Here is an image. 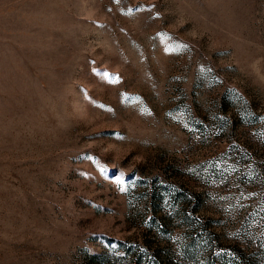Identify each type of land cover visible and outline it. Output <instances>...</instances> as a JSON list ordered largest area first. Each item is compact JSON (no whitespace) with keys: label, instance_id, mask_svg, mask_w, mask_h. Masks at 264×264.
Here are the masks:
<instances>
[{"label":"rangeland","instance_id":"obj_1","mask_svg":"<svg viewBox=\"0 0 264 264\" xmlns=\"http://www.w3.org/2000/svg\"><path fill=\"white\" fill-rule=\"evenodd\" d=\"M0 264H264V0H0Z\"/></svg>","mask_w":264,"mask_h":264}]
</instances>
